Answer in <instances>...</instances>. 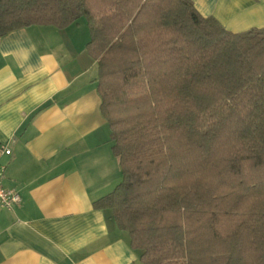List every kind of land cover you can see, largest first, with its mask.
<instances>
[{"label": "trees", "instance_id": "16d2710c", "mask_svg": "<svg viewBox=\"0 0 264 264\" xmlns=\"http://www.w3.org/2000/svg\"><path fill=\"white\" fill-rule=\"evenodd\" d=\"M83 18L122 171L94 208L144 264H264V27L192 0H0V38Z\"/></svg>", "mask_w": 264, "mask_h": 264}, {"label": "crops", "instance_id": "0c3cea01", "mask_svg": "<svg viewBox=\"0 0 264 264\" xmlns=\"http://www.w3.org/2000/svg\"><path fill=\"white\" fill-rule=\"evenodd\" d=\"M233 33L264 27V0H192ZM80 20L0 38V145L6 189L0 264H144L109 209L94 203L121 182L112 131L101 113L98 63Z\"/></svg>", "mask_w": 264, "mask_h": 264}, {"label": "built area", "instance_id": "2783aa9c", "mask_svg": "<svg viewBox=\"0 0 264 264\" xmlns=\"http://www.w3.org/2000/svg\"><path fill=\"white\" fill-rule=\"evenodd\" d=\"M11 154L12 151L8 146L0 145V207L6 210H12L21 202V197L17 192L6 189L3 186V178L7 166L1 163V157L10 156Z\"/></svg>", "mask_w": 264, "mask_h": 264}, {"label": "rangeland", "instance_id": "374dc122", "mask_svg": "<svg viewBox=\"0 0 264 264\" xmlns=\"http://www.w3.org/2000/svg\"><path fill=\"white\" fill-rule=\"evenodd\" d=\"M82 20H83L84 22H86V20H85L84 18H83Z\"/></svg>", "mask_w": 264, "mask_h": 264}]
</instances>
